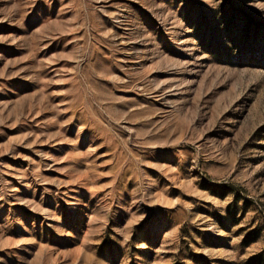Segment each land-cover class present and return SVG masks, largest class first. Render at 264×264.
Wrapping results in <instances>:
<instances>
[{"label": "rangeland", "instance_id": "rangeland-1", "mask_svg": "<svg viewBox=\"0 0 264 264\" xmlns=\"http://www.w3.org/2000/svg\"><path fill=\"white\" fill-rule=\"evenodd\" d=\"M0 264H264V0H0Z\"/></svg>", "mask_w": 264, "mask_h": 264}]
</instances>
